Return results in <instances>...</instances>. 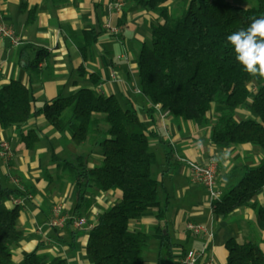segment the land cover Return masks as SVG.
<instances>
[{
    "label": "trees",
    "instance_id": "1",
    "mask_svg": "<svg viewBox=\"0 0 264 264\" xmlns=\"http://www.w3.org/2000/svg\"><path fill=\"white\" fill-rule=\"evenodd\" d=\"M59 3L62 0H46ZM158 15V24L151 29V40L145 42L137 56L140 93L149 98L152 107L159 105L168 116L184 121H201L210 125V140L217 147L244 143L258 145L263 157L256 165H245L237 183L212 200L213 211L227 217L237 208L250 206L264 222V205L255 194L264 186V79L249 75L234 59L226 37L246 29L253 18L264 17V0L251 5L229 0H136ZM22 11L26 10L23 4ZM25 23L36 20L37 7L27 11ZM99 33L85 30L75 37L83 60ZM33 51L28 68L38 72L50 51L24 43L23 52ZM83 65H79L82 75ZM98 81L92 77V83ZM250 99L251 117L237 118L238 108ZM32 90L12 78L0 86V128L8 129L36 118L40 110L33 107ZM151 118L153 120L152 114ZM59 124L70 133L75 145L88 146L71 158L61 159L50 147L51 159L74 184L72 213L83 215L91 204L94 192H118L109 208L96 215L89 229L85 246L90 264H145L144 253L150 239L157 236L160 249L171 254L175 243L159 227L158 234H149L133 226L151 208L158 207L162 219L169 197L159 198L162 184L151 174L156 161L150 149V137L167 148L166 160L171 163L172 150L158 133L148 129L147 122L133 105H123L115 94H103L94 87L80 88L67 102ZM26 148H33L41 139L30 128L21 133ZM98 149L101 160L91 164L92 149ZM239 174V173H238ZM18 189L0 183V264H69L60 255L47 258L37 250L16 262L13 247L24 237L18 225L22 211L11 200ZM68 224L70 221L67 222ZM226 264H264V251L249 240L231 237L225 242ZM176 264H182L181 262Z\"/></svg>",
    "mask_w": 264,
    "mask_h": 264
},
{
    "label": "crops",
    "instance_id": "2",
    "mask_svg": "<svg viewBox=\"0 0 264 264\" xmlns=\"http://www.w3.org/2000/svg\"><path fill=\"white\" fill-rule=\"evenodd\" d=\"M114 2L62 0L55 4L46 0H0V17L22 39L18 46L7 38L0 41V86L12 78L20 80L32 90L35 97L32 105L40 110L36 118L20 126L0 128V144L6 140L11 147L8 157L0 155V183L18 189L12 197L20 200L22 206L17 222L24 229V237L13 247L15 261L37 250L47 258L63 256L69 264H90L85 252L88 228L77 229L71 223L62 227L49 226L56 203L63 205V213L68 218L78 216L71 212L74 184L52 161L50 147H54L61 159L80 152L81 145L75 146L70 133L59 124V118L68 100L84 87H94L107 95L115 94L122 104L136 107L148 129L158 132L172 150L171 163H168L167 148L157 137H150L162 147L163 166L156 179L162 184L161 201L167 195L169 203L162 219L156 216L158 207H154L133 226L149 234H158L160 227L175 245L171 254H166L160 249L159 238L153 236L144 253L145 264H163L164 256L165 264H176L188 250L204 247L217 264H226L225 242L231 237L240 242L253 241L264 251V222L254 209L243 206L227 217L216 214L207 188L191 179L186 163L187 159L205 163L209 157H216L217 188L223 193L233 184L242 167L258 164L263 153L254 143L217 147L210 140L209 124L163 117L157 107L150 110L152 102L140 93L137 56L142 45L151 40V29L158 24V15L136 0H123L121 10L116 9ZM23 4L27 8L22 11ZM31 6L37 7L36 20L26 24V11ZM108 20L119 31L108 29ZM91 29L99 36L89 48L87 59L83 60L75 37ZM24 43L50 51L49 58L40 64L36 73L28 68L35 53L28 51L19 56V47ZM81 63L83 72L79 75ZM92 77H97L98 81L92 83ZM249 104L250 99L246 106L238 108L237 118L251 117ZM30 128L36 129L41 139L33 148H26L21 133ZM90 158L92 165L100 162L98 149H92ZM48 161L53 163V168H48ZM8 183L11 185H6ZM90 188L88 196L92 201L83 215L93 225L96 215L109 208L119 193L94 192L93 186ZM254 198L264 205V186ZM188 222L203 224L207 234H193L187 229ZM151 243L154 246L151 247Z\"/></svg>",
    "mask_w": 264,
    "mask_h": 264
},
{
    "label": "built area",
    "instance_id": "3",
    "mask_svg": "<svg viewBox=\"0 0 264 264\" xmlns=\"http://www.w3.org/2000/svg\"><path fill=\"white\" fill-rule=\"evenodd\" d=\"M114 5L116 9L121 10L123 5V0H115ZM106 27L113 32L119 31L117 27H113L108 20L106 23ZM4 38H7L11 44L14 46H18L21 44L22 39L14 32V30L9 26L3 19L0 17V41ZM115 80L112 81L114 84ZM139 91V90H138ZM160 109L159 105L156 106ZM161 111V110H160ZM163 117L168 116V111H161ZM11 153V147L9 143L5 140L0 144V155L4 158L8 157ZM188 166V171L191 179L195 182L203 184L209 193V197L211 200L215 198H219L222 192L217 188V167L218 161L216 157L211 156L205 163H199L192 159H187L186 161ZM14 204H19L20 200L15 197L11 198ZM101 212V211H100ZM67 221H70L71 225L74 228L82 229L88 228L90 229L92 225L88 222V219L84 215H78L71 218H68L63 213V205L61 203H56L52 207V214L49 219L50 227H62ZM187 229L195 235L202 234L206 232V228L201 223L196 222H188ZM212 234L210 233L209 236ZM182 264H217L214 256L208 255L207 250L204 247L203 249H190L185 255L181 258Z\"/></svg>",
    "mask_w": 264,
    "mask_h": 264
},
{
    "label": "clouds",
    "instance_id": "4",
    "mask_svg": "<svg viewBox=\"0 0 264 264\" xmlns=\"http://www.w3.org/2000/svg\"><path fill=\"white\" fill-rule=\"evenodd\" d=\"M226 39L243 70L264 79V17L253 18L246 29L235 31Z\"/></svg>",
    "mask_w": 264,
    "mask_h": 264
},
{
    "label": "rangeland",
    "instance_id": "5",
    "mask_svg": "<svg viewBox=\"0 0 264 264\" xmlns=\"http://www.w3.org/2000/svg\"><path fill=\"white\" fill-rule=\"evenodd\" d=\"M229 1H231L232 3H235V4H242V5H246V6L254 3V0H246L247 1L246 3H244L243 0H229ZM93 141L94 140L87 142L86 147H85V145H81L79 151H87L88 146H93ZM150 149L156 154V162L152 165V175L154 178H157L158 173H159L158 171L163 166L162 165L163 157H162V153H161L162 147L160 144H158L157 142H154L152 139H150ZM68 157L71 158L72 154H70ZM53 167H54L53 163L48 161V168H53ZM240 175L241 174L239 173L234 178L233 184H231V186L238 182ZM6 185H11V184L8 183ZM231 186H227L226 189H229ZM162 195H163V191H160V194H159L160 199L162 198ZM152 246H154V244L152 245V243H151V247ZM147 254H149V253H147ZM165 261H166V257L164 256L163 257V264H165Z\"/></svg>",
    "mask_w": 264,
    "mask_h": 264
}]
</instances>
